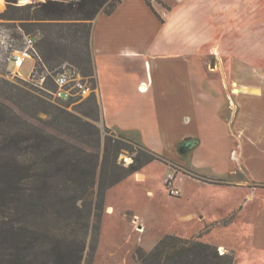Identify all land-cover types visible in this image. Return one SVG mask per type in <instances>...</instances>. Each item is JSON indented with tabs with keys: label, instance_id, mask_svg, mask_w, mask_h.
<instances>
[{
	"label": "crops",
	"instance_id": "1",
	"mask_svg": "<svg viewBox=\"0 0 264 264\" xmlns=\"http://www.w3.org/2000/svg\"><path fill=\"white\" fill-rule=\"evenodd\" d=\"M156 1L119 0L110 14L99 12L92 22L103 124L134 136L155 157L107 197L132 180L151 198L149 169L158 165L168 175L178 167L175 186L182 197L169 195L178 204L177 225L155 237L153 248L166 235L198 237L202 231H186L190 223L198 228L205 221L204 189L233 186L242 195L235 217L241 236L250 240L246 258L253 263L254 253L264 250V0ZM183 141L196 147L182 155ZM107 200L112 212L134 211ZM137 219L146 228L138 244L147 250V223Z\"/></svg>",
	"mask_w": 264,
	"mask_h": 264
},
{
	"label": "trees",
	"instance_id": "2",
	"mask_svg": "<svg viewBox=\"0 0 264 264\" xmlns=\"http://www.w3.org/2000/svg\"><path fill=\"white\" fill-rule=\"evenodd\" d=\"M5 1L9 7L2 16L19 20L27 33L28 26L44 24L72 32L68 36L66 32L61 34L59 42L56 39L47 43L45 54L37 52L35 67L37 73L45 77L44 91L54 89V78L61 70L50 71L54 65L63 64L58 59V48H66V43L71 45L73 36L81 41L78 54L80 52L86 59L88 74L84 72V76L89 77L95 88L90 56L92 22L99 12L110 14L119 0H46L22 6L14 5L20 0ZM46 53L50 54L47 56L52 62L48 65L42 61ZM86 102L96 110L94 123L85 122L33 95L29 106L32 119L28 122L16 121L18 116L7 106L0 105V264H81L90 213H85V220L82 219L83 208L77 202L95 186L99 163V147L94 152L83 147L86 142L82 138L83 127L91 129L97 146L100 137L95 124L100 118L99 104L94 95ZM39 112L49 119L43 121L37 117ZM66 138L73 139L76 145L69 144ZM195 147V141H183L178 152L186 155ZM119 149L114 150L109 145L104 150L102 163L108 165L112 179L102 192L155 158L144 148L146 153L130 166L119 167L116 163ZM57 179H61L62 186L52 185ZM136 255L137 264H234L232 256L220 255L214 245L173 234L164 236L148 252L137 250Z\"/></svg>",
	"mask_w": 264,
	"mask_h": 264
},
{
	"label": "rangeland",
	"instance_id": "3",
	"mask_svg": "<svg viewBox=\"0 0 264 264\" xmlns=\"http://www.w3.org/2000/svg\"><path fill=\"white\" fill-rule=\"evenodd\" d=\"M14 5L22 6L25 4L20 0ZM8 7V2L0 0V105L2 104L11 109L13 114L18 116L16 121L25 120L28 122L32 119V110L29 106L33 95L44 99L49 105L51 104L63 108L85 122L94 123L93 118L97 116L96 110H94L91 103L86 101L94 95L98 102L97 92L89 77L84 76V72L87 73L86 59L80 52L78 54L77 49L81 41H78L76 37L73 36L74 38L72 37V40L70 39V41H72L71 45L66 43V45H68L66 48H58L60 53L59 55L58 53L56 54L63 64L60 66L54 65L50 73L69 68L86 79L93 90L86 98L74 103L64 104L55 101L49 93L44 91L36 82L28 80L36 64L33 59H26L23 66L19 69L14 66L11 59L17 51L26 48L25 37L27 36L36 39V53H40L39 51H43L44 53L49 47L47 43L56 39L59 42L58 37H60L61 34L66 32L65 34L68 36L69 34L71 35L72 32L66 28L60 30V27L55 25L44 24L40 26H28L27 33L24 29L26 27H24L19 20H10L2 16L5 14ZM10 15L9 13V16ZM47 55L49 56L50 54L46 53L45 56V59L49 61L47 62L44 58L42 60L46 65L52 63ZM262 64L258 63L256 66L260 68ZM38 75L39 74L36 73V76ZM232 113L233 112H231V114ZM99 114L100 118L97 123L95 122L100 130L98 146L89 127H83L84 131L82 132V138L86 141L83 143V147L87 149V151L94 152L96 147H99V163L96 168L95 186L84 195L83 199L77 202V205L83 208V211L81 209L82 219H84L85 213H90L89 230L85 236L86 248L81 264H137V250L141 249L145 252L152 250V243L155 237L160 236L165 230H171L176 227L177 223L174 220V213L178 211V204L173 199H170L167 191L168 185L165 183V186L162 185L161 180L166 177L167 171L158 165H154L149 169L151 175L149 185H151L153 190V196H150L151 198L146 196V190L142 185L134 183L132 180H128L117 186L108 197V191L115 185L107 191L102 192V188L110 183L112 179L108 165L102 163L104 150L109 147V145H111L114 150L120 147L116 157V163L119 167L130 166L135 159L140 158L141 155L146 152L140 143L136 141L134 136H128L116 130L106 128L102 121L100 107L98 115ZM231 114L227 111L228 117H230ZM37 117L43 121L49 119L48 116L42 112H39ZM69 120L73 119L69 118ZM69 120L65 121L67 126L70 125L68 122ZM33 123L34 125L41 126V124L37 122ZM60 137L62 138V136ZM65 141L71 145H76L77 143L70 138ZM216 162H219V160H212V163ZM178 170V167L172 166L170 173L176 176ZM60 180L61 179H57V181H53L52 185L62 186V181ZM213 185H215V183H213ZM225 188L226 186L218 185L217 187L204 189L202 195L203 202L200 204L203 211L200 216H203L205 221L199 224L200 226L198 228L196 223H190V227H188L189 229L186 233L193 236L194 232L197 230L202 231L198 237L191 238V240L208 243L216 247L222 245L227 249L228 253L217 247L220 255L228 254L232 256L234 264H241L242 259L244 260L242 264H251L252 262L249 263L246 258V256H249V249L251 248L249 243L250 240L241 236L242 231L240 224L235 217L238 201L242 198L241 192L234 190L235 188L233 186L230 187L227 185L228 189ZM190 189L191 187L189 191ZM198 195L201 196V194ZM179 196L182 197V193ZM107 198L114 205L118 206V208L125 209L130 207L134 211L121 213L116 211L112 212L111 205ZM53 208L57 210L58 207L54 205ZM191 209L192 208H189V206L186 207V210ZM139 216H142L147 223V232L143 243V245L147 247V250L143 249L138 244L141 235L146 231V228H144L137 219ZM73 217H75V214ZM242 250L244 251L243 255L241 253ZM259 251L260 252L254 253L252 264H264V250L261 249ZM237 253H239V255L236 259Z\"/></svg>",
	"mask_w": 264,
	"mask_h": 264
},
{
	"label": "built area",
	"instance_id": "4",
	"mask_svg": "<svg viewBox=\"0 0 264 264\" xmlns=\"http://www.w3.org/2000/svg\"><path fill=\"white\" fill-rule=\"evenodd\" d=\"M146 1L150 5H153L157 2L156 0ZM161 16L166 17V12H163ZM25 44L26 48L17 51L11 59L17 69L21 68L25 60L28 58L33 59L36 63V39L31 36H27L25 37ZM36 73V67L34 66V70L28 80L36 82L43 88L45 77L42 75L36 76ZM54 83V89L47 92L53 100L59 101L64 104H70L76 101H80L81 99L86 98L93 90L92 86L86 81V79L69 68H64L62 71H60L55 76ZM164 183L168 185L167 191L171 197H178L180 195L179 190L175 186V176H173L171 173L167 175Z\"/></svg>",
	"mask_w": 264,
	"mask_h": 264
},
{
	"label": "water",
	"instance_id": "5",
	"mask_svg": "<svg viewBox=\"0 0 264 264\" xmlns=\"http://www.w3.org/2000/svg\"><path fill=\"white\" fill-rule=\"evenodd\" d=\"M44 1H46V0H22V2L24 4L32 3V2H44ZM211 65H212V67L214 66L213 63Z\"/></svg>",
	"mask_w": 264,
	"mask_h": 264
}]
</instances>
